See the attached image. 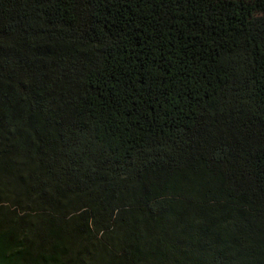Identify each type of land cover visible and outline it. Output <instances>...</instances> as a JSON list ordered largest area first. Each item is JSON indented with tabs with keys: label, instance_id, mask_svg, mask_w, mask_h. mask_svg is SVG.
Instances as JSON below:
<instances>
[{
	"label": "trees",
	"instance_id": "obj_1",
	"mask_svg": "<svg viewBox=\"0 0 264 264\" xmlns=\"http://www.w3.org/2000/svg\"><path fill=\"white\" fill-rule=\"evenodd\" d=\"M0 264H264V0H0Z\"/></svg>",
	"mask_w": 264,
	"mask_h": 264
}]
</instances>
